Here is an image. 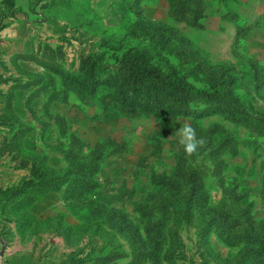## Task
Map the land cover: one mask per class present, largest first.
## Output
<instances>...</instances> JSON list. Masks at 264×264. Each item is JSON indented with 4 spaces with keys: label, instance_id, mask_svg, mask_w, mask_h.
Segmentation results:
<instances>
[{
    "label": "rangeland",
    "instance_id": "1",
    "mask_svg": "<svg viewBox=\"0 0 264 264\" xmlns=\"http://www.w3.org/2000/svg\"><path fill=\"white\" fill-rule=\"evenodd\" d=\"M10 2L0 0V187L33 182L0 218V264H264V0ZM92 44L133 48L198 85L221 67L234 84L211 103L188 100L216 110L193 118L173 93L168 113L130 112L63 78ZM185 123L205 140L192 156ZM191 173L198 205L186 201Z\"/></svg>",
    "mask_w": 264,
    "mask_h": 264
},
{
    "label": "trees",
    "instance_id": "2",
    "mask_svg": "<svg viewBox=\"0 0 264 264\" xmlns=\"http://www.w3.org/2000/svg\"><path fill=\"white\" fill-rule=\"evenodd\" d=\"M8 4L10 10H12L14 4L10 2V0H8ZM178 40L180 46L182 48H187L191 53L190 55L196 56L199 63H201L202 59L199 53L195 51V48L191 46L190 39L180 35ZM92 45V48L83 49L82 61L77 70H62L64 74L63 78L65 81L67 80L68 85L71 84L73 88L77 90V94L80 95V97L94 99L100 94H105L110 101L115 102L123 107V109L130 112L142 110L148 113H168L172 108L171 106H165L163 97H168L170 93H173L174 95L178 94V96H175L177 107H184L179 109L183 111V114L192 116L193 118L199 113L205 114L211 110H216L206 107L198 109H194L191 106L188 107L186 106L188 100H192L194 97H201L206 98L207 103H211L220 98L222 87L228 85V87L232 88L234 84L229 70L222 69L221 67L218 69L220 73H218L216 78L210 81L207 86L204 84L198 85L194 82H189L187 80V75L183 72L182 74L177 72L175 76L161 73L160 70L146 59L144 54L139 53L133 48H123L118 45L110 48L113 51L108 54V51H98L95 49V44ZM109 59L117 63V66H111L108 63ZM46 67L51 68L53 65L46 64ZM229 76L231 78H229ZM220 77L226 79L225 82H222ZM6 83V80L0 79V84ZM12 90L14 92L17 91H15V87H13ZM229 93H231V90ZM14 95L10 97V102H12L8 105L9 108L15 100L13 97ZM31 99L32 98L28 96L25 105H29ZM33 174H35V172H33ZM32 182L33 181L28 178H23L14 188H11L12 185L5 188L0 187V218L6 217L9 210L7 207L8 204L12 202V200H16V198L21 195L20 191H22V188L32 184ZM74 184V182L70 183L71 187H74ZM186 184L189 187L188 191H190V196L186 201L190 203L192 201L195 205H198L199 202L195 196L201 193V186L196 179V175L193 173L189 174ZM70 185L68 187H70ZM10 189H12L11 196L7 195ZM175 189H177V187L173 190ZM250 208L251 206H249V209ZM247 213L249 215V211H247ZM248 245L250 244H247V246ZM254 253L255 249L246 252L245 261H249V258L254 256ZM76 263L77 262L74 260L73 264Z\"/></svg>",
    "mask_w": 264,
    "mask_h": 264
},
{
    "label": "clouds",
    "instance_id": "3",
    "mask_svg": "<svg viewBox=\"0 0 264 264\" xmlns=\"http://www.w3.org/2000/svg\"><path fill=\"white\" fill-rule=\"evenodd\" d=\"M179 143L183 146L186 156H192L200 147H203L205 140L203 137H197L196 130L189 123H185L177 131Z\"/></svg>",
    "mask_w": 264,
    "mask_h": 264
},
{
    "label": "water",
    "instance_id": "4",
    "mask_svg": "<svg viewBox=\"0 0 264 264\" xmlns=\"http://www.w3.org/2000/svg\"><path fill=\"white\" fill-rule=\"evenodd\" d=\"M0 242H1V240H0ZM3 252H4V246L1 248L0 255H2Z\"/></svg>",
    "mask_w": 264,
    "mask_h": 264
}]
</instances>
